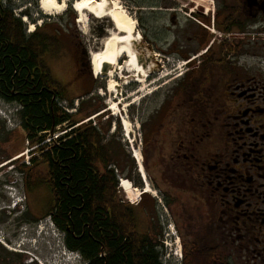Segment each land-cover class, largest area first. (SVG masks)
I'll list each match as a JSON object with an SVG mask.
<instances>
[{
  "label": "flooded vegetation",
  "instance_id": "flooded-vegetation-1",
  "mask_svg": "<svg viewBox=\"0 0 264 264\" xmlns=\"http://www.w3.org/2000/svg\"><path fill=\"white\" fill-rule=\"evenodd\" d=\"M206 1L125 2L138 20V92L154 73L148 63H170V80L179 76L144 121L145 161L138 153L132 185L138 206L151 197L155 215L172 214L181 264H264V0ZM79 63L90 77V58ZM4 233L0 264H31Z\"/></svg>",
  "mask_w": 264,
  "mask_h": 264
},
{
  "label": "rangeland",
  "instance_id": "rangeland-1",
  "mask_svg": "<svg viewBox=\"0 0 264 264\" xmlns=\"http://www.w3.org/2000/svg\"><path fill=\"white\" fill-rule=\"evenodd\" d=\"M74 1L76 0H68V7L62 14L47 16L39 10V0H4L5 5L11 6L14 9V15L19 16L22 22V16L26 13L27 22H23L25 23L26 34H28L29 25L32 23L36 25L35 30L39 34L51 40L48 51L43 56V62L49 69L52 78L63 88L64 96L61 98L63 102L71 105L72 99L75 98L77 100L79 98L77 109L82 102L81 112H76L73 118L79 121L88 113L90 115L97 109H103L100 111V115H91L90 119L94 125H97L105 133L104 142L107 144L111 154L109 164L110 166H115L117 177L128 179L134 183L133 179L138 178L139 173L134 170L136 161L133 158V154L139 151L141 159L145 161L144 140L142 137L146 129L144 121L159 107L165 96L177 85L179 76L170 80L171 77L174 78L170 63H165L163 66L148 63L147 69L150 73H154L143 82L141 92L138 93L137 86L139 84L135 82L133 72H124L125 78H115V80L119 84V87H116V91L117 93L118 91L120 92L119 96L122 95L125 101L121 102L117 112L109 110V103L114 100V96L106 93L107 76L104 74L95 79L90 72V78L84 80V76H80V67L82 65L79 62L82 57H89L88 53L90 51L101 49L103 42L108 37L107 32L113 31L112 24L107 18L96 19L93 16H88V24L86 25L77 23V15L70 6V3ZM118 2L135 19L134 10L129 9L128 4H125L126 0H118ZM199 2L208 4L206 0H199ZM129 6L133 7L131 4ZM24 8L27 9L24 10ZM135 20L137 29L138 20ZM38 22L40 25H37ZM125 61L126 59H124ZM181 62V60L178 61V72L181 70ZM90 67L91 63H89V71ZM163 73L165 78H161L164 75ZM123 83L127 84L123 85ZM115 98H117V95H115ZM125 103L127 105H124ZM71 109H74V104ZM18 110L17 106L8 104L0 99V166L6 164L0 170L5 168L9 170L10 165L15 164L12 173H0V207L7 209L5 206H8V203L12 201L7 188L10 187V183L15 185V195L18 198L25 197L22 206L19 204L20 206L18 205L11 215L6 213L9 210H3L0 213V231L5 232L4 234H7L12 241L20 242V233L27 229L25 237L28 238H25L24 244L27 245L29 243V247V245L32 246L33 244V241L29 239V237H33L31 231L42 225L45 237L44 240H39L42 241L43 252L47 250L49 256L54 260V262H50L51 264H84V262L81 263L76 258H67L64 255L57 236L51 235L53 229L51 230L49 225L46 224L47 212L44 213V211L52 204L48 185L42 179L46 178L47 166L41 157L39 149L35 148L34 144H28L26 141V134L21 128ZM124 118L130 122V129L127 132H125L122 125ZM65 128H67L66 125L56 128L55 133L48 134L47 138L55 139L54 137L56 135L60 136ZM61 136L63 137V135ZM48 145L51 147L52 142ZM21 153H25V155L19 160H12ZM146 158H148V161L153 159L151 153ZM31 159H34V162L31 163ZM132 187V191L130 188L127 189L125 187L126 192L130 195L121 189H117V199L120 203L124 202L134 211L136 230L143 235L146 234L154 242L159 243L158 238L166 237L161 232L165 230L167 233L169 223L176 225L175 220L170 212L161 207L158 208L155 215L150 209L153 200L151 197H147L139 206L136 202L135 204H130L127 200L128 195L132 201H136L137 195L140 193V190H136L135 185H132ZM151 190L153 189L151 188ZM151 218L154 219L155 226H152ZM173 229L177 232L179 240H181L178 226L173 227ZM174 247L175 244H172V249ZM168 254H170L169 248L161 255L163 264H181L177 258ZM24 255L30 259V255ZM31 264L38 263L33 261Z\"/></svg>",
  "mask_w": 264,
  "mask_h": 264
},
{
  "label": "trees",
  "instance_id": "trees-1",
  "mask_svg": "<svg viewBox=\"0 0 264 264\" xmlns=\"http://www.w3.org/2000/svg\"><path fill=\"white\" fill-rule=\"evenodd\" d=\"M50 41L37 31L26 34L21 18L0 0V99L21 107L26 141L47 166L42 178L52 197L47 216L63 233L66 248L85 264H163L159 243L136 230L134 211L117 199L105 133L91 120L84 122L103 109L77 121L58 106L63 88L43 62ZM64 125L63 137L44 143Z\"/></svg>",
  "mask_w": 264,
  "mask_h": 264
},
{
  "label": "bare ground",
  "instance_id": "bare-ground-1",
  "mask_svg": "<svg viewBox=\"0 0 264 264\" xmlns=\"http://www.w3.org/2000/svg\"><path fill=\"white\" fill-rule=\"evenodd\" d=\"M38 4L39 10L44 15L55 16L60 15L66 11L68 7V0H39ZM72 4L73 5L71 7L78 18L76 21L77 23L86 25L88 24V16H93L96 19L109 18L114 25V30L108 34V37L103 42L101 49L90 52V61L92 71L97 77L102 74V65L106 64L111 67L109 73L107 74L108 80L106 81L105 90L106 93H110V95L114 96L113 101L110 102L108 99V101L110 102L109 110L117 112L119 105L125 100H123L122 95L119 96V92L117 93L116 91V87H119V84L115 80V78H125L123 75L124 72H133V77L136 78L137 73L139 72L137 70L144 69L139 61V57L135 49L136 42L131 41L133 38L132 33L135 32L134 30L136 28V21L123 9L118 0H76ZM37 25H40V23L38 22ZM35 28L36 25H33L31 23L29 25V33H33L35 31ZM120 53L126 59V61L122 63V65L119 64ZM162 77H165V74L162 75L161 78ZM125 84L123 83V85ZM115 95H117V98H115ZM124 105L127 104L125 103ZM124 124L126 127V131H129L130 122L125 118ZM24 155L25 153L19 155L15 159H19ZM124 186L127 189L130 188L129 183L125 180H123L121 185V188L125 190Z\"/></svg>",
  "mask_w": 264,
  "mask_h": 264
},
{
  "label": "built area",
  "instance_id": "built-area-1",
  "mask_svg": "<svg viewBox=\"0 0 264 264\" xmlns=\"http://www.w3.org/2000/svg\"><path fill=\"white\" fill-rule=\"evenodd\" d=\"M58 106L62 108L66 112H72V110L68 109V105L65 102H58Z\"/></svg>",
  "mask_w": 264,
  "mask_h": 264
},
{
  "label": "water",
  "instance_id": "water-1",
  "mask_svg": "<svg viewBox=\"0 0 264 264\" xmlns=\"http://www.w3.org/2000/svg\"><path fill=\"white\" fill-rule=\"evenodd\" d=\"M110 68L111 67H109L106 64L105 65H102V75L106 74L109 71Z\"/></svg>",
  "mask_w": 264,
  "mask_h": 264
},
{
  "label": "crops",
  "instance_id": "crops-1",
  "mask_svg": "<svg viewBox=\"0 0 264 264\" xmlns=\"http://www.w3.org/2000/svg\"><path fill=\"white\" fill-rule=\"evenodd\" d=\"M88 78H90V77L84 76V80H86V79H88Z\"/></svg>",
  "mask_w": 264,
  "mask_h": 264
}]
</instances>
